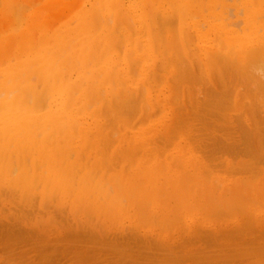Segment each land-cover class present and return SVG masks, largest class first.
Returning a JSON list of instances; mask_svg holds the SVG:
<instances>
[{
	"label": "bare ground",
	"instance_id": "obj_1",
	"mask_svg": "<svg viewBox=\"0 0 264 264\" xmlns=\"http://www.w3.org/2000/svg\"><path fill=\"white\" fill-rule=\"evenodd\" d=\"M228 1L242 18L233 24ZM33 2L0 5L1 219L17 206L43 213L37 234H60L56 219L67 225L71 235L62 242L69 246L128 233L151 252L170 254L191 241L236 234L216 223L219 216L261 234L264 172L249 174L247 183L248 174L245 182L228 181L208 167L222 151L243 150L261 163L264 0H55L37 10ZM253 162L240 168L256 173ZM58 239L44 240L43 248Z\"/></svg>",
	"mask_w": 264,
	"mask_h": 264
},
{
	"label": "rangeland",
	"instance_id": "obj_2",
	"mask_svg": "<svg viewBox=\"0 0 264 264\" xmlns=\"http://www.w3.org/2000/svg\"><path fill=\"white\" fill-rule=\"evenodd\" d=\"M30 2H31V0H29ZM54 2L55 0H34V2H33V5H34V9H41L40 8V6L43 4V6H46V4H48V3H50V2ZM72 0H70V2H71ZM1 2H2V0H0V5H1ZM235 4V1H228L226 4H225V6H224V9H225V13L226 14H228V12L230 11L229 9H227V4H228V7L229 6H232V4L233 3ZM229 3H230V5H229ZM240 3V2H239ZM240 5V4H239ZM167 6L168 5H166V7L165 8H167ZM43 8V7H42ZM87 8H88V6H87ZM16 9H17V12H16ZM16 9H14V12H16L15 14H18L17 15V17L18 16H20L19 14H21L20 12H22V10L20 9V8H16ZM226 9H227V11H226ZM19 11V12H18ZM69 12V11H68ZM232 12V13H231ZM233 13H235V11H230V14H233ZM16 17V15H15V18H17ZM19 19H21V16L19 17ZM240 19H242L240 16H237L236 17V15L235 14H233V15H231V20L229 19V22L231 21V23L233 24L234 22H237V20L239 21ZM17 21H18V18H17ZM19 22H21V21H18L17 22V24L19 23ZM15 23H16V21H15ZM14 23V24H15ZM75 27V26H77V24H73V25H71V27ZM22 27H24V26H22ZM21 27V28H22ZM236 28H239V26L238 27H236ZM239 30H240V28H239ZM3 42V37H2V32L0 31V44ZM114 107H115V105H114ZM233 117H234V119H235V116L233 115ZM169 121H170V119H169ZM207 123L209 124V122L207 121ZM215 126H216V124H215ZM216 127H218V125L216 126ZM220 127V126H219ZM227 131V130H226ZM221 134H222V132H220ZM225 152H226V155H225ZM222 153H223V155H222ZM222 153H220V155H222L221 157H220V155H219V153L218 154H216V155H214V158L213 157H211V160H212V162L214 161H218V162H216V163H211L210 161L208 162V160L206 161V159L204 158V155H202L201 153H199V155L200 156H202V158L203 159H205L204 161L206 162V163H208V165H209V163H211L210 165H209V169L210 170H213L215 173V176H217V177H220L221 179H223V180H228V181H231V180H239V181H246V177L245 176H243V175H247L248 174V177H247V183L252 179L251 177L252 176H262V175H258V173L259 174H262L263 172H264V147H263V150H262V154L261 155H263V157H261V155L259 156V158H258V160L257 161H259V162H261V163H258V162H255V160H254V158L252 157V159L251 158H246V153H243V150H242V152H241V150L240 151H235V152H230V153H228V151H222ZM233 153H234V157H232V155H233ZM241 153V154H240ZM243 153V154H242ZM239 155V156H237V155ZM217 155H219L218 157H220L219 159L218 158H216L215 159V157L217 156ZM241 155V156H240ZM223 156H225V157H227L226 159L223 157ZM229 156H230V158H229ZM236 156L238 157V158H236ZM243 156H244V158H243ZM250 156V155H249ZM248 155H247V157H249ZM223 157V158H222ZM214 160H213V159ZM231 158H232V160H231ZM233 158H236L237 159V161H235V160H233ZM243 158V159H242ZM246 158V159H245ZM208 159V158H207ZM222 159H224L223 161H221ZM228 159V160H227ZM248 159V160H247ZM200 160V159H199ZM226 160H227V162H226ZM251 160V161H250ZM252 160H254V162L252 161ZM262 160V161H261ZM201 161V160H200ZM232 161H233V163H232ZM234 161L236 162V164L235 165H233L234 164ZM223 162H225V163H223ZM251 163L252 164V162H253V166H255L257 163H258V165H256V167H255V171H256V173H257V175H256V173L255 172H249V171H244L243 169H241L240 168V165L242 166V165H244V164H246V163ZM220 163H221V166H220ZM216 164V165H215ZM225 164V165H224ZM259 164H260V166H259ZM238 165V166H237ZM215 166H217V167H215ZM220 166V167H219ZM223 166L225 167L224 168V170H223ZM217 169H215V168ZM235 167H237L238 169H240V170H242V171H244V172H246V174H242L239 170H236V171H234L233 172V170H231V169H237V168H235ZM219 168H221V172H219ZM215 169V170H214ZM225 169H230L229 171H227L226 170V172H225ZM223 170V171H222ZM263 170V171H262ZM216 171H218V172H216ZM258 171V172H257ZM224 172V173H223ZM229 172V173H228ZM239 172V173H238ZM261 172V173H260ZM225 173H227V174H225ZM224 174V175H223ZM229 174V175H228ZM249 174H251V175H249ZM221 175V176H220ZM228 175V176H227ZM234 175V176H233ZM230 176H232V177H230ZM229 177V178H228ZM248 178H251V179H249L248 180ZM18 209V210H17ZM26 211L28 212V213H26ZM13 212V213H12ZM14 212H15V215H14ZM29 210H21L20 208H18L17 206H11L10 207V210H5V215H3V217H2V219H1V217H0V251H1V254L2 255H0V258H2V259H0V264H19V263H21V264H68V262L70 263V264H83V263H86V264H93V262H94V264H147L148 262H150V263H148V264H157L158 262V264H160L161 262H162V260H163V262H162V264H227V263H229V264H264V250H262V249H264L263 248V243H264V232H262V231H264V229H261L260 231H261V234H260V232H257L256 234H247L245 231H243V230H241L239 227H237L238 225L237 224H235V223H232L234 220H231L232 218L230 217V216H228V215H225V217H221V218H223V220H220V222H219V219L218 218H220V216L217 218V221L218 222H216V223H227L228 224V227L227 228H232V227H235V229H236V234H235V231H234V233H232L230 236H227V237H221L220 239H219V237L215 240L214 238V240L215 241H217L216 243L215 242H213V241H211L212 239H208V240H204L203 242H201V243H199V242H197V241H191L189 244H190V246H189V244H185L183 247H180V250H179V248H176V249H174L173 251H175V252H173L172 251V253L170 254L169 252H167V251H162L163 253H164V255H163V253L161 252L160 253V251L158 252V250L155 248V249H152V252H153V254H151L152 252H151V248H149L150 246H152V245H146L147 244V241H143V242H145V243H143L142 242V239H140V238H138V237H133L132 235H130V234H128V233H126L127 235H129V237L128 236H126V237H124L123 238V240L126 238V240H122V239H120V238H118L117 236L115 237L116 238V240L113 238V237H111V238H113L114 239V242H115V244H114V242H111V243H108V242H110V240H111V238L110 237H107V238H101V237H96L95 236V238L96 239H94V241H93V238H94V235L92 236V238H91V240L88 238V237H82V238H80V240H78V242L76 243V242H70V243H72V244H70L71 246H69L68 245V243L67 244H64L63 242H62V239H64V237L66 238L67 236H69V235H71V233H68V232H71V230H67V225H65L63 222H61L60 220L58 221V219H56L55 221H56V225L57 226H63L62 228H61V233L60 234H51V235H45V234H42V233H40V232H38V234H39V237H38V234H37V230L35 229V228H37L38 226H41L42 225V223H44L42 220H41V214H43V213H41L40 211L39 212H36V213H31L30 212V214H29ZM35 212V211H34ZM8 215H7V214ZM12 215H11V214ZM19 213H21V216H20V214ZM16 214H18V215H16ZM29 214V215H28ZM39 214V215H38ZM25 215V216H24ZM32 215V216H31ZM18 216V217H17ZM19 216H20V218H19ZM27 216H30V218L29 217H27ZM37 216V217H36ZM228 216V217H227ZM22 217V218H21ZM26 217V218H25ZM230 217V218H229ZM28 218V219H27ZM31 218H32V220H31ZM207 217H205V219H206ZM210 219H211V217H209ZM229 218V219H228ZM24 222H21V220ZM40 219V220H39ZM209 219V220H210ZM228 219V220H227ZM1 220H2V222H1ZM5 220V221H4ZM14 220V221H13ZM17 220V221H16ZM29 220H31V222L29 221ZM216 219H215V217H212V220L211 221H215ZM226 220V221H225ZM222 221V222H221ZM5 222H6V224H5ZM8 222V223H7ZM16 223V224H15ZM20 223H22V225L24 226H22ZM127 223V224H126ZM125 223V225H129V223L128 222H126ZM199 223H201V221H199L198 223H197V225L199 224ZM231 223V224H230ZM3 226H2V225ZM20 224V225H19ZM5 225V226H4ZM21 226V227H20ZM26 226L29 228V229H27L26 228ZM35 227V228H34ZM66 227V228H65ZM132 227H136V225H132ZM237 227V228H236ZM21 228V229H20ZM23 228V229H22ZM33 228V229H32ZM135 229V228H134ZM239 230V231H238ZM29 231V232H28ZM205 231H208V230H205ZM242 234H241V233ZM244 232V233H243ZM11 233V234H10ZM34 233H36V235L34 234ZM68 233V234H67ZM240 233V235L238 236V234ZM245 233H246V235H245ZM94 234H96V233H94ZM114 234H116V233H114ZM123 234H125V233H123ZM263 234V235H262ZM2 235V236H1ZM33 235V236H32ZM62 235V236H61ZM259 235V236H258ZM61 236V238H59ZM130 236H132L134 239L131 241V239H129V238H132V237H130ZM243 236V237H242ZM262 236V237H261ZM11 237V238H10ZM15 237V238H14ZM42 237H44V238H46V239H44V238H42ZM49 237V238H48ZM56 237V238H55ZM127 237H128V239L129 240H127ZM240 237H242V238H240ZM257 239H256V238ZM261 237V238H260ZM31 238V239H30ZM43 240H42V239ZM61 239V240H59V239ZM84 238V239H83ZM230 238H232V239H230ZM237 238H239V239H237ZM263 238V239H262ZM37 240L36 242H35V240ZM40 239H41V241H43V242H41L40 243ZM47 239H50V240H52V241H56V239H58V243H59V245H57V244H53V245H51L53 242L52 241H50L51 242V244L50 245H48V243H47V245L46 244H44V248H43V246H42V243H44V240L46 241ZM99 239V240H98ZM108 239H109V241H108ZM113 239L111 240V241H113ZM120 239V241H122L121 243H118V242H120V241H118ZM226 239H228V240H226ZM251 239V240H250ZM252 239H253V241H252ZM255 239V240H254ZM9 240V241H8ZM39 240V241H38ZM96 240L97 241H100L101 240V242L100 243H104V244H102V246L103 247H101L100 246V243L99 242H96ZM108 241V242H105V241ZM224 240V242L222 243V241ZM48 241V240H47ZM60 241V242H59ZM79 241H84V243H79ZM88 241H90V242H88ZM116 241H118L117 243H116ZM211 243H210V242ZM220 241V242H219ZM241 241H243V242H241ZM11 242H13V243H11ZM19 242V243H18ZM31 242V243H30ZM61 242H62V244H61ZM93 242H94V244H93ZM212 242L214 243L213 245H212ZM219 242V243H218ZM238 242V243H237ZM252 242H254V244L252 243ZM24 243V244H23ZM32 243H34V244H32ZM36 243H39V246H38V244H36ZM78 243L80 244V245H78ZM86 243V244H85ZM87 243H89V244H91V246L89 245V244H87ZM108 243V244H107ZM143 243V244H142ZM228 243V244H227ZM241 243H244V244H241ZM251 243V244H250ZM257 243H258V245H257ZM262 243V244H261ZM8 244V245H7ZM14 244V245H13ZM19 244V245H18ZM30 244V245H29ZM62 245V247H60L61 245ZM97 244V247H95V245ZM99 244V245H98ZM111 244V245H110ZM113 244V245H112ZM118 244V245H117ZM136 244H138V246L136 245ZM144 244H145V247H142V245L144 246ZM178 244V243H177ZM221 244V245H220ZM223 244H225L226 246H224ZM233 244H236V246L234 247V245ZM250 244V245H249ZM255 244H256V247H257V249L259 248V250H256V252L253 250V248L254 249H256L254 246H255ZM261 244V245H260ZM28 245V246H27ZM34 245V247H32V246ZM68 245V246H67ZM74 245V246H73ZM78 247H77V246ZM81 245H84V246H86V247H84L83 248V246H81ZM104 245H106L107 246V248L109 249L107 252H106V250H107V248H106V246L104 247ZM118 246V247H114V248H111V246L113 247V246ZM136 245V246H135ZM141 245V246H140ZM203 245V246H202ZM205 245H208V247H206ZM211 245V246H210ZM215 245H217V246H215ZM218 245H220L221 246V248L222 247H224L223 249L224 250H222L221 249V251H220V246H218ZM229 245H230V247H229ZM240 245V246H239ZM245 247L246 245H248V246H246V249L243 247V246ZM254 245V246H253ZM262 246V249H260V246ZM10 246V247H9ZM14 246V247H13ZM19 246V247H18ZM42 248H41V247ZM48 246V247H47ZM50 246V247H49ZM64 246V247H63ZM66 246V247H65ZM76 246V247H75ZM109 246V247H108ZM131 246V247H130ZM146 246L148 247V248H146ZM188 246V247H187ZM227 246L230 248V250H234L233 252H228V251H230V250H228L227 249ZM239 246V247H238ZM251 246V247H250ZM252 246H253V248H252ZM259 246V247H258ZM22 247V248H21ZM25 249H24V248ZM30 247V248H29ZM40 247V248H39ZM68 247V248H67ZM88 247V248H87ZM91 247V248H90ZM94 247V248H93ZM124 247V248H123ZM128 247V248H127ZM202 247H203V249H202ZM210 247V248H209ZM213 247H215L216 249L214 250V248ZM225 247H226V249H225ZM231 247H233V248H235V249H237L236 251H235V249H233V248H231ZM241 247V248H240ZM243 247V248H242ZM8 248V249H7ZM10 248V249H9ZM34 248V249H33ZM46 248V249H45ZM79 248L80 249V251H79V249H78V251H76L77 249ZM85 248H87V249H85ZM106 248V249H105ZM146 248V250H144V249ZM153 248H154V246H153ZM204 248H206L205 250H204ZM217 248H218V250H217ZM252 248V249H251ZM13 249V250H12ZM25 251H24V250ZM27 249V250H26ZM32 249V250H31ZM69 249V250H68ZM86 251H85V250ZM89 249V250H88ZM91 249V250H90ZM99 250V255H98V251L97 250ZM149 249H150V251H149ZM187 250V251H185V250ZM201 249H202V251L203 252H201ZM213 249V250H212ZM247 249H248V252H247ZM16 250V251H15ZM24 251V253H23V251ZM38 250V251H37ZM50 250V251H49ZM61 250V251H60ZM63 250V251H62ZM102 250V251H101ZM134 250H135V253H134ZM156 250H157V252H156ZM178 250H179V252H178ZM193 250V251H192ZM199 252H197V251ZM260 250H262V251H260ZM3 251V252H2ZM29 251V252H28ZM48 251V252H47ZM67 253H66V252ZM83 251V252H82ZM105 251V252H104ZM137 251V252H136ZM150 253H149V252ZM156 253H155V252ZM189 251L192 253V254H190L189 253ZM217 252L218 254L220 253V252H224V253H226V254H224L223 252V254H224V256L225 257H223V256H221V255H223V254H220L219 255V259H217V260H215V258H213L214 256H217V254H214V252ZM243 251V252H242ZM244 251H246V252H244ZM21 252V253H20ZM33 252V253H32ZM42 252L45 254H42ZM49 252H51V255H49ZM91 252V253H90ZM165 252H167V253H169V254H167V253H165ZM182 252H184V253H186V252H188L187 254L188 255H184V253L182 254ZM195 252V253H194ZM227 252L229 253V254H231V255H229V254H227ZM237 253V254H239L240 255V253H241V255H240V257H239V255H237L236 256V254L235 253ZM4 253V254H3ZM13 253H14V255H13ZM16 253V254H15ZM18 253V254H17ZM27 253H29V255L27 254ZM30 253L32 254V256L30 255ZM35 253V254H34ZM76 254V255H73V254ZM88 253V254H87ZM120 253V254H119ZM128 253H131V254H128ZM140 255H139V254ZM143 253H145V254H143ZM149 253V254H148ZM173 253H176L175 255L173 254ZM178 253H179V255H178ZM233 253L235 254V255H233ZM244 253V254H243ZM20 254V255H19ZM27 255V256H25V255ZM38 254V255H37ZM60 254V255H59ZM64 256H63V255ZM72 254V255H71ZM84 254H86V255H84ZM94 256H93V255ZM101 254V255H100ZM122 254H125V256L124 255H122ZM135 254V255H134ZM152 256H151V255ZM166 254V255H165ZM180 254H182L181 256H180ZM200 254H202V257H201V255ZM205 254V255H204ZM214 254V255H213ZM253 254V255H252ZM11 255V256H10ZM18 255V256H17ZM70 255V256H69ZM82 255V256H81ZM98 255V256H97ZM129 255H131V256H129ZM142 255H143V259H142ZM146 255V256H145ZM161 255H162V257H161ZM208 255V257H205V256H207ZM226 255H228L227 257H226ZM249 255H252V256H249ZM9 258H8V257ZM15 256H17L18 257V259H17V257H15ZM21 256V257H20ZM28 256H29V258H28ZM39 256V257H38ZM41 256V257H40ZM57 256V257H56ZM75 256V257H74ZM96 256V257H95ZM127 256H129V257H131V258H128ZM133 256V257H132ZM155 256V257H154ZM179 256V257H178ZM182 256H185L186 258H184V257H182ZM235 256L237 257V258H239V259H237V258H235ZM246 256V257H245ZM7 257V258H6ZM11 257H13L12 259H11ZM43 257V258H42ZM53 257V258H52ZM59 257V258H58ZM63 257V258H62ZM83 257V258H82ZM91 257V258H90ZM105 259H104V258ZM136 257H138V259L136 258ZM144 257H145V261H144ZM154 259H153V258ZM159 258V259H161L160 261H159V259L158 260H156V258ZM191 257V258H190ZM223 257V258H222ZM231 257V258H230ZM235 259H233V258ZM243 257H245V258H243ZM248 257V258H247ZM253 257V258H252ZM255 257H256V259H255ZM77 258V259H76ZM93 258H95V259H93ZM96 258H98V259H96ZM103 258V259H102ZM111 258V259H110ZM208 258V259H207ZM260 258V259H259ZM14 259V260H13ZM22 259V260H21ZM26 261H25V260ZM40 259H42V260H40ZM79 259V260H78ZM83 259V260H82ZM133 259H135V260H133ZM139 259H140V262H139ZM149 259V260H148ZM151 259V260H150ZM166 259V261H164ZM168 259V260H167ZM170 259V260H169ZM171 259H172V261H171ZM183 259V260H182ZM207 259V260H206ZM213 259V260H212ZM220 259H223V260H225V261H223V260H220ZM228 259V260H227ZM230 259H232V261L230 260ZM242 259V260H241ZM244 259V260H243ZM30 260V261H29ZM33 260V261H32ZM66 260H69L68 262L66 261ZM89 260V261H88ZM92 260H93V262H92ZM101 260H102V262H101ZM113 260V261H112ZM128 260H131V261H128ZM142 260V261H141ZM158 261L157 263H155L156 261ZM230 260V261H229ZM256 260V261H255ZM9 261V262H8ZM17 261V262H16ZM20 261V262H19ZM22 261V262H21ZM48 261V262H47ZM65 261V262H64ZM97 261V262H96ZM111 261V262H110ZM116 261V262H115ZM122 261H124V262H122ZM167 261H169L168 263H167ZM174 261H176V262H174ZM214 261V262H213ZM14 262V263H13ZM25 262V263H24ZM27 262V263H26ZM53 262V263H52ZM72 262V263H71ZM91 262V263H90ZM183 262H185V263H183ZM191 262V263H190ZM194 262V263H193ZM219 262V263H218ZM221 262V263H220ZM231 262H233V263H231Z\"/></svg>",
	"mask_w": 264,
	"mask_h": 264
}]
</instances>
